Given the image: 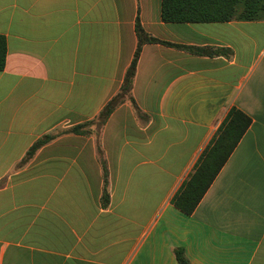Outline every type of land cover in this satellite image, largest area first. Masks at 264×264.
<instances>
[{"label": "crops", "instance_id": "obj_1", "mask_svg": "<svg viewBox=\"0 0 264 264\" xmlns=\"http://www.w3.org/2000/svg\"><path fill=\"white\" fill-rule=\"evenodd\" d=\"M137 24L160 42L143 44L134 103L100 128ZM0 35V264H179L176 249L189 264H264V19L167 23L162 0H0ZM233 107L252 124L186 215L172 198Z\"/></svg>", "mask_w": 264, "mask_h": 264}, {"label": "trees", "instance_id": "obj_2", "mask_svg": "<svg viewBox=\"0 0 264 264\" xmlns=\"http://www.w3.org/2000/svg\"><path fill=\"white\" fill-rule=\"evenodd\" d=\"M233 19L258 21L264 19V0H162V20L167 23H198V22H227ZM136 31L139 39L134 58L127 70L120 91L107 103L93 123L101 128L111 114L126 101L134 103L131 91L136 68L145 42L159 43L160 41L149 37L137 24ZM166 45L182 48L194 54H205L207 50L191 47H181L167 43ZM217 51L214 54H220ZM7 58V41L0 35V71L4 70ZM86 123L78 125L67 133L79 134L83 129L92 125ZM252 119L241 110L233 107L227 113L224 121L218 128L209 145L197 160L193 172L182 184L172 198V204L186 215H192L205 196L212 183L228 161L229 157L249 129ZM65 133V132H64ZM58 135H46L39 139L28 151L24 162L31 159L44 145L56 139ZM104 177V202L108 201V171L105 160L102 158ZM179 264H189L183 249L174 251Z\"/></svg>", "mask_w": 264, "mask_h": 264}]
</instances>
